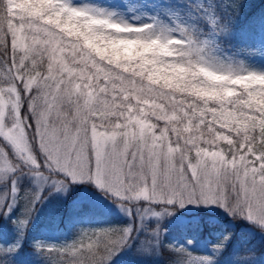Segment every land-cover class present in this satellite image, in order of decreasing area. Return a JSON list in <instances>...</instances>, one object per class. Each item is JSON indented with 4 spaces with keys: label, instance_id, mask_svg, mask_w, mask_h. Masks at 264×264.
<instances>
[{
    "label": "rangeland",
    "instance_id": "374dc122",
    "mask_svg": "<svg viewBox=\"0 0 264 264\" xmlns=\"http://www.w3.org/2000/svg\"><path fill=\"white\" fill-rule=\"evenodd\" d=\"M193 1L191 10L179 14L170 8L162 12L155 0H10L12 7L9 10L12 16L16 17L15 23L9 20L12 25L11 42L21 53L20 59L16 60L18 65L39 56L47 45V42L38 44L29 35L26 26L21 23L22 19L39 17L57 5L64 8L69 5L74 7L71 8L74 13L87 8L109 14L114 19L133 26L152 25L164 34L179 39L184 38L182 32L187 33L191 42L184 40L181 47H189L190 44L193 54L197 49H202L205 52V60L215 58L241 70L248 79L239 85L228 86L216 79L227 73L211 71L206 65H197L195 69H188L183 64L175 65L174 68L165 67L166 63H173L178 54L161 39L144 38L123 44L117 43L115 46L108 43L107 51H98L96 38L84 33H73L72 24L68 23V17H65L66 23L57 27V31L65 30V45L75 40L103 63L95 67L90 63L83 76L79 75L78 71L74 75L68 70L73 68V65L66 60L71 48L64 46L57 49L53 44L43 55L45 59H49L44 73L26 76L22 71L9 70L8 75L4 77V82L0 85V122L5 117L9 121L22 122L27 128L29 140L33 128V151L41 163L43 157L38 149V133L43 134L45 130L50 132L54 127H60L65 120L78 128L82 127L84 122H87L90 129L95 125V130L101 137L113 133L123 136L127 133V139L132 143L153 148L170 162L174 154L177 166L181 159L187 163L189 158L194 164L207 161L209 166L216 167L233 163L242 165L253 158L259 160L260 154H264V141L263 145L254 142L255 148L248 146L240 152L232 151L230 155L222 145L226 143L235 147V137L238 136L243 146L251 137L260 141L263 134L260 126L264 121V110L261 107L264 75L256 76L252 73L264 74V19L251 34L243 37L238 43L234 42L225 47L221 45L219 31L213 25L215 19L212 11L207 8L206 0ZM223 29L224 27L221 28ZM144 31L147 32V28H144ZM101 43L105 41L101 40ZM79 50L77 48V51ZM165 52L171 54L165 56ZM246 55L251 59L255 58L257 62L251 64L246 61ZM134 61L140 65L152 63L153 69L160 71L149 72L148 77H145L144 71H147V68L137 72L138 64L133 63ZM18 65L16 64V68L20 67ZM141 80L151 81L154 91H141ZM19 87L25 91L27 109L33 119L32 125H28L21 116ZM101 89L104 91L101 92ZM241 91L248 93L243 103L245 107L236 108L239 105L237 97ZM88 92L92 95L86 96ZM97 95L106 97L111 102L105 107L103 114L95 110L98 107ZM176 97L188 99L187 109H192L191 115L189 110L184 109L180 114V110L175 108V101L173 102ZM140 109H144V112L137 115ZM178 119H182L179 125L175 124ZM171 134L173 138L170 137ZM20 142H23L22 139ZM4 143L0 138V144ZM8 151L11 153V148ZM12 159L20 163L14 154ZM64 179L66 187L62 189H56L51 183L41 187L37 177L0 169V227H5L11 218L18 225V221L24 217L27 194L37 191L40 193V199L35 202L33 211L27 218L28 223L37 219L40 214L49 212L52 201L65 200L68 190L77 187L75 199L87 201L97 208L121 216L124 225L120 228H132L129 239L109 258L113 264H152L151 260L158 257L159 246L164 243L170 249L185 248L190 251L181 255L178 264H193L194 261L210 264L214 259L212 253L221 250L218 245L204 242L202 249L205 254L191 252L193 248H197L198 242L172 234L167 226L181 223L190 212L198 210L212 211L229 218L232 214L225 208L203 204H188L183 208L175 204H153V210L166 207L171 210L170 214H162L160 217L138 215L137 209L145 206L143 201L126 212L117 197L99 188L94 182H73L71 178ZM78 183L81 186H77ZM13 187L17 189L16 192H13ZM255 232L260 237L264 234L262 230ZM111 236H107V241ZM96 238L100 236L97 235ZM16 251L15 245L10 241L0 245V264H53V261L67 260L63 251L52 249L51 254L45 250L28 254L24 260L17 263ZM72 262L73 260L70 264ZM248 264H264V257Z\"/></svg>",
    "mask_w": 264,
    "mask_h": 264
},
{
    "label": "snow or ice",
    "instance_id": "6c2138e0",
    "mask_svg": "<svg viewBox=\"0 0 264 264\" xmlns=\"http://www.w3.org/2000/svg\"><path fill=\"white\" fill-rule=\"evenodd\" d=\"M4 3V23L8 20L15 23V16H7L8 9L12 7L10 0H4ZM38 135L42 163L34 154L33 142L27 137V128L22 122L9 121L5 117L0 122V138L5 142L0 144V169L26 173L37 177L41 187L51 183L56 189L66 187L64 178H71L73 182L92 181L117 197L126 212L138 202H145L143 208L137 209L138 215L160 217L170 214L171 210L166 207L153 210V204H175L180 208L188 204L218 205L229 214L244 217L264 230V154H260L259 160L253 158L242 165L233 163L216 167L209 166L207 161L194 164L189 158L187 163L181 159L177 166L174 154L170 162L153 148L132 143L127 139V133L123 136L113 133L101 137L95 125L90 129L87 122L78 128L65 120L60 127ZM13 154L20 163L13 161ZM249 155L252 156V153ZM16 191L13 187V192ZM38 199L39 191L27 194L24 217L18 221L20 228L26 225ZM109 231L112 236L104 244L102 256L97 258L96 254L101 251L99 247L93 251L89 245L90 260L73 261L72 264H106L111 255L119 251L120 246L129 239L132 228L104 230L105 233ZM103 242L102 238L95 241L97 245ZM45 251L51 254L52 248ZM53 264L70 262L53 261ZM193 264L199 262L194 261Z\"/></svg>",
    "mask_w": 264,
    "mask_h": 264
},
{
    "label": "trees",
    "instance_id": "16d2710c",
    "mask_svg": "<svg viewBox=\"0 0 264 264\" xmlns=\"http://www.w3.org/2000/svg\"><path fill=\"white\" fill-rule=\"evenodd\" d=\"M155 1L158 2L162 12L170 8L179 14H185L191 10L194 2L193 0ZM206 2L207 8L212 11L214 16L213 25L219 31L221 45L225 47L234 42L238 43L243 37L251 34L264 19V0H206ZM7 16H12L9 9ZM5 19L4 16L0 17V85L3 84L4 77L8 75L9 70L22 71L26 76L44 73L49 59L47 60L41 55L25 60L23 65H18L16 60L20 59L21 53L14 48L11 42L12 25L9 24V20L4 23ZM229 20L230 22H228ZM222 27H224L223 30H221ZM245 60L251 64L257 62L255 58L251 59L247 55ZM16 64L20 67L16 68ZM19 91L21 116L28 125H32L33 119L27 109L25 91L21 87H19ZM174 101L175 108L180 110V114L184 109L189 110L188 113L191 115L192 109H187L189 107L186 97H176V100L173 99ZM238 104L236 108L245 107V104ZM250 106L253 108V104ZM261 107L264 110V95ZM180 120L182 119L176 120L175 124L179 125ZM261 124L260 130L263 134L260 141L251 137L241 146L240 137L236 136L235 147L223 143L222 147L225 148L227 154L230 155L235 150L240 152L248 146L255 148L254 142L263 145L264 121ZM29 135L32 136L31 140H34L33 128ZM170 137L173 138V135L171 134ZM32 142L34 145L35 142ZM77 186H81V184L78 183ZM77 191V187L68 190L65 200L52 201L49 212L40 214L37 219L29 221L23 228L15 224L12 218L9 219L5 227H0V245L9 241L15 245L18 254L17 263L24 260L28 254H35L47 248L61 250L63 254L67 253L63 256L70 262L71 260H90L89 245L92 246L93 251L99 247L101 251L96 254L97 258L102 256L104 244L108 242L107 236L112 235L111 231L105 233L104 230L119 229L124 225V220L121 216L97 208L87 201L75 199ZM188 215L181 223L168 225L167 229L178 237L198 242L197 248L191 250L196 254H205L202 249L204 242L221 247L217 253H212L214 259L210 264H248L264 257V234L260 237L255 232L262 229L246 218L238 215L228 218L207 210L193 211ZM262 231L264 232V230ZM97 235L104 241L99 245L95 243L98 239ZM185 252L190 251L185 248L170 249L164 243L159 246L158 257L152 259L151 263L178 264L179 258ZM106 264H113L112 259H108Z\"/></svg>",
    "mask_w": 264,
    "mask_h": 264
},
{
    "label": "clouds",
    "instance_id": "9594fccd",
    "mask_svg": "<svg viewBox=\"0 0 264 264\" xmlns=\"http://www.w3.org/2000/svg\"><path fill=\"white\" fill-rule=\"evenodd\" d=\"M71 8L74 7L68 5V8H64L62 5H57L55 8H50L48 11H45L39 17L24 18L21 23L26 26V30L29 32V35H31L32 38L38 42V44L43 45L44 42H47V45L43 47V51L39 53L41 57H43L44 53H47L50 50L53 44L57 46V49L64 46L70 47L71 53L66 56V60L73 65V68L68 70L74 75L78 71L79 75L83 76L84 70L89 68L90 63L92 67H95L97 64L103 63V61L97 59L95 54L91 53L88 49L83 48L75 40L70 41L68 45H65L66 37L64 35V31H57V27L59 25L66 23L65 17H68L67 22L72 24L71 31L73 33H84L87 36H94L96 38L95 43L99 45L98 51H107L108 43L115 46L117 43L123 44L128 41H135L144 38L161 39L167 43L175 53L178 54L175 61L173 63H166L165 67L174 68L175 65L183 64L186 65L188 69H195L197 65H206V67L211 71L227 73V75L218 76L216 79L223 81L224 84L228 86L239 85L248 79V77L245 76L244 72L241 70L225 64L215 58L205 60V52L202 49H197L195 54H193L190 44L189 47H181L184 40L191 42V37L187 33L182 32L181 35L184 38L179 39L174 36L164 34V32L152 25L137 27L127 22L114 19L109 14L97 12L87 8H82L83 11L74 13L71 12ZM5 9L6 5L4 0H0V17L4 16ZM144 28H147V32L144 31ZM101 40L105 41V43H101ZM77 48L80 50L77 51ZM164 54L165 56H168L171 53L165 52ZM77 57H79V59H77ZM122 63H125V61H122ZM133 63L138 64L136 61ZM144 68H147V71H144L145 77H148L149 72L160 71L159 69L154 70L152 63H146L143 65L138 64L136 71H142ZM85 87H87V85ZM140 90L153 92L154 88L151 81L141 80ZM103 91L104 90L101 89V92ZM249 92H251V89ZM91 95V92L86 93V96ZM247 95L248 93L241 91L237 97V101L243 105ZM85 103L87 104V99ZM109 103L111 102L106 97L97 95L98 107L95 110L101 111L103 114L105 107ZM143 112L144 109H140L137 115ZM121 115H123V113H121Z\"/></svg>",
    "mask_w": 264,
    "mask_h": 264
}]
</instances>
